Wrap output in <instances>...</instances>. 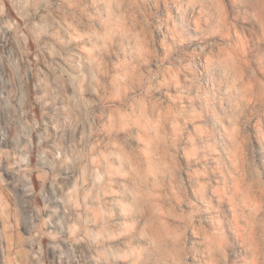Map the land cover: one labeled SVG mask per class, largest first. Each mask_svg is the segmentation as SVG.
<instances>
[{"label": "clouds", "instance_id": "9594fccd", "mask_svg": "<svg viewBox=\"0 0 264 264\" xmlns=\"http://www.w3.org/2000/svg\"><path fill=\"white\" fill-rule=\"evenodd\" d=\"M0 44V264H264V0H0Z\"/></svg>", "mask_w": 264, "mask_h": 264}, {"label": "rangeland", "instance_id": "374dc122", "mask_svg": "<svg viewBox=\"0 0 264 264\" xmlns=\"http://www.w3.org/2000/svg\"><path fill=\"white\" fill-rule=\"evenodd\" d=\"M7 54V49L4 48L2 44H0V57H3ZM5 95H7L12 103L13 106H18L19 100L15 93L14 89H10L5 92ZM17 114L12 112L9 109H0V128H3L5 131H8L9 128L15 127L17 130L19 129V125L16 120ZM32 135L33 140L35 142V135L31 134L30 131H25L24 136ZM22 143H27V140L23 139L22 137ZM66 255L71 259L72 253L65 249Z\"/></svg>", "mask_w": 264, "mask_h": 264}]
</instances>
